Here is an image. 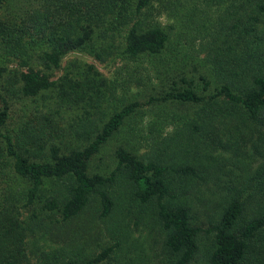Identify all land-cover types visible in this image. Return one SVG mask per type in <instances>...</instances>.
Returning <instances> with one entry per match:
<instances>
[{
	"label": "trees",
	"instance_id": "obj_1",
	"mask_svg": "<svg viewBox=\"0 0 264 264\" xmlns=\"http://www.w3.org/2000/svg\"><path fill=\"white\" fill-rule=\"evenodd\" d=\"M152 1L0 0V81L10 73L7 62L15 60L24 67L12 73L21 96L35 97L57 87V99L76 100L87 95L84 102H89L90 92L99 89L97 73L90 64L79 72V79L63 76L56 81L50 78L48 71L58 67L61 57L72 50H84L95 58L109 56L117 50V38L121 35V50L126 57L159 54L165 45L166 33L155 21L138 18ZM253 8L250 20L257 23L259 15L264 13V0H257ZM243 27L237 30L238 41H244L247 30H251L247 25ZM250 54L253 55L233 56L229 61L223 59L229 67L218 77L219 83L213 87V92H202L208 84L203 80L199 89L191 85L164 93L165 99L206 105L201 114L194 115L196 120L188 122L190 133L231 121L233 125L229 128L239 135L247 133L248 129L264 128V52L256 46ZM32 63L41 68L33 67ZM82 85L89 91L82 93ZM2 101L0 264H19L23 255L22 228L17 219L20 205L37 203L46 211L56 212L62 222H69L92 198L100 215L106 216L114 205L106 188L119 175L127 181L134 201L154 205L156 219L164 232L163 247L169 256L165 264H189L197 251L201 232L211 237L206 264H246L255 239L264 238V164L255 169L252 182L244 188L250 198L241 197L240 192H223L212 222L202 227L191 214L190 200L169 193L168 170L184 177H196L188 162L168 167L156 159H143L117 146L113 152L115 167L107 175L89 171L90 157L117 131L135 103L113 111L90 134L74 129V138L63 142L43 115L36 117V124L17 126L13 134L4 130L9 109L6 101ZM258 133L260 142H264V131ZM197 140L191 146L194 150L203 148V143ZM192 156L195 158L194 152ZM190 184L196 187L193 182ZM196 191L198 189L194 188L193 192ZM262 244L264 239L259 246ZM111 249L107 246L95 256L67 260L58 259L53 252L42 253L40 264H96Z\"/></svg>",
	"mask_w": 264,
	"mask_h": 264
},
{
	"label": "rangeland",
	"instance_id": "obj_2",
	"mask_svg": "<svg viewBox=\"0 0 264 264\" xmlns=\"http://www.w3.org/2000/svg\"><path fill=\"white\" fill-rule=\"evenodd\" d=\"M256 1L153 0L138 18L155 21L166 33L165 45L159 54L126 57L121 50L122 35L117 38V50L109 56L95 58L84 50L67 52L58 67L48 74L56 81L63 76L79 79V72L90 64L97 73L99 89L90 92L89 102H84L87 95L76 100L57 99V87L35 97L21 96L12 73L24 67L15 60L7 62L10 73L0 81V108L5 100L9 109L4 130L13 134L17 126L36 124V117L43 115L58 131V138L68 142L74 138V129L90 134L113 111L135 103L117 131L90 157L89 171L107 175L115 167L113 152L117 146L168 167L188 162L196 177H184L168 170L169 193L187 197L193 207L191 214L202 227L208 226L223 192H240L241 197L250 198L244 188L252 182L255 169L264 164V142L258 138V132L264 128L248 129L239 135L229 128L233 125L231 121L190 133L188 122L196 120L194 115L201 114L206 105L163 96L172 88L192 85L199 89L203 80L208 84L202 92H213L219 83L218 77L229 67L223 59L252 56L250 53L256 46L264 52V13L259 15L257 23L250 20ZM245 25L251 30H247L244 41H238L237 30ZM32 66L41 68L35 63ZM80 88L82 93L89 91L83 85ZM197 138L203 148L195 151L191 146ZM189 178L192 179L188 181ZM191 182L198 191L193 192ZM106 189L114 202L106 216L100 215L92 198L69 222H62L56 212L46 211L37 203L20 205L17 219L22 228L23 255L19 264H40L42 253L47 252H53L61 260L89 258L107 246L112 249L96 264H165L169 256L163 247L164 232L156 219L154 205L134 201L127 181L120 175ZM245 204L248 212L249 200ZM262 239H255L246 264H264V244L259 246ZM210 240L209 234H199L197 251L189 264H206Z\"/></svg>",
	"mask_w": 264,
	"mask_h": 264
}]
</instances>
